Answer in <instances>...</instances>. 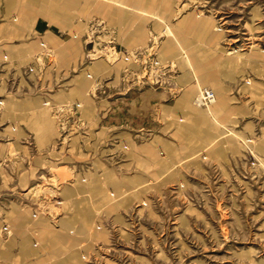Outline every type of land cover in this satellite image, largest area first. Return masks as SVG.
<instances>
[{"label": "rangeland", "instance_id": "1", "mask_svg": "<svg viewBox=\"0 0 264 264\" xmlns=\"http://www.w3.org/2000/svg\"><path fill=\"white\" fill-rule=\"evenodd\" d=\"M92 2L101 0H85ZM168 6L128 7L147 32L143 44L129 48L116 26L89 8L84 31L61 32L81 39L85 55L69 69L46 41L19 65L0 56V264H65L63 258H72L70 264H264V0H169ZM186 16L203 21L213 52L231 61L220 86L238 109L202 149L180 158L160 149L169 166L155 160L149 169L163 172L138 179L130 143L106 122L111 101L121 88L181 90L168 77L175 65L163 62L161 43ZM99 59L109 72L86 70ZM196 85L217 96L212 78ZM74 86L82 88L80 96L53 98ZM26 98L38 104L29 102L25 118L7 110L9 100ZM208 104L199 109L206 112ZM40 112L46 129L41 121L34 125ZM39 129L48 133L43 140ZM142 132L134 138L146 141L154 133ZM73 182L85 192L67 193Z\"/></svg>", "mask_w": 264, "mask_h": 264}, {"label": "crops", "instance_id": "2", "mask_svg": "<svg viewBox=\"0 0 264 264\" xmlns=\"http://www.w3.org/2000/svg\"><path fill=\"white\" fill-rule=\"evenodd\" d=\"M64 2L66 1L56 0V5L52 8L53 11L48 13L38 7L40 0H0V56L8 55L12 63L19 65L29 60L31 55L39 49L41 41H46L57 50L59 63L63 68L73 67L75 63L85 58L81 47V39H78L75 34H73V37H69V35H62L61 32L84 31V15L89 8L93 13H101L100 15H104L116 26L121 35V42L125 47L129 48L143 44L147 38L145 21L142 20L143 22L141 21L137 25V14L134 15L132 11L115 10V16L112 19L107 17L95 4H85V0H72L70 4L62 5ZM164 11V9H161L158 13L161 16L163 14L164 17ZM79 14L82 16H79ZM203 24L205 23L201 20L197 21L191 16H186L173 25L174 32L176 31L179 37L183 38L181 45L185 49V53L191 52L197 55L199 52L195 60H191V65L186 55H183L182 52L177 53L180 50L173 43L172 38H165L161 43L163 62L175 65L174 70L169 69L168 77L176 78L181 87L176 95L175 87L172 86L163 87L162 89L144 87L137 90L121 88L111 101L112 112L106 122L119 129L118 133L114 134L117 139L121 142L130 143L131 150L128 156L131 161L129 164L135 165L137 163L136 176L138 179H142V175L146 173L163 172L161 169L156 171L149 169L154 166L155 160L162 167L169 166V161L161 158L158 154L160 149L166 151L169 157L179 158L180 156H191L202 149L204 145L214 140L218 133L223 132L222 125L230 121L233 113L238 109L237 106L228 102L220 86L219 78L230 71L231 61L213 52V38L208 32L206 24L204 26ZM139 25H143L145 31H143L142 37L137 39L136 34ZM200 25H202V28L204 27L203 30L200 29ZM198 38H202L203 42H195ZM194 62L200 63L202 67L198 68ZM123 65L122 59L114 63L112 70L115 75L120 73ZM109 67L104 59H99L88 64L86 70L109 72ZM208 73L212 75V79L216 84L215 88L225 98V106L222 107L221 113H207L199 108L193 109L190 105L193 103L192 89L197 86L196 84L201 80L200 78ZM82 77L83 75L80 74L79 79ZM187 92H191L190 96L187 95ZM81 93L82 89L74 86L67 91L55 92L52 96L56 100H65L78 97V94ZM32 100L33 104H38L37 98L9 100L7 110H15L17 117L25 118V112ZM89 108L90 105L87 103L85 106L87 113L90 112ZM204 119L207 122L214 120L213 122L217 123L218 128L214 127L213 129L209 125L201 124ZM29 124L31 125L30 120ZM142 131L156 132L152 133V136L146 141L134 138V135H141L139 132ZM171 133L175 134L176 138L171 139ZM189 136L196 139V141L193 142L188 139ZM163 150H161L162 153ZM74 184L75 182L68 184L67 193L85 192V185L76 183L75 186ZM17 185H19V182ZM82 196H85V194Z\"/></svg>", "mask_w": 264, "mask_h": 264}, {"label": "bare ground", "instance_id": "3", "mask_svg": "<svg viewBox=\"0 0 264 264\" xmlns=\"http://www.w3.org/2000/svg\"><path fill=\"white\" fill-rule=\"evenodd\" d=\"M24 1V0H23ZM35 1V0H34ZM37 1H39V0H37ZM66 2H64L62 5H68V3L70 4V2H72V0H65ZM117 2V1H116ZM122 2V4H124V6L123 5H117V4H114V3H111V2H108V1H106V0H101V3L100 2H97V4L96 3H94L96 6H97V8H99L100 10H102V12L103 13H105V15L107 16V17H109V18H114V14H115V10H117V11H119L120 9H121V11H125V10H129V6H131V8H133V9H136V10H138V11H148L147 9H150V8H152V7H154V6H157V4H160V8H166L167 6H168V4H169V0H161V1H157V0H121L120 1V3ZM77 3V2H76ZM87 3V2H86ZM93 3V2H92ZM54 5H56L55 4V0H40V5L38 6V7H40L41 8V10L42 11H45V12H48V13H50V12H52L53 11V6ZM169 7V6H168ZM167 7V8H168ZM130 11V10H129ZM128 12V11H127ZM101 14V13H100ZM135 14H139V12H134V15ZM124 16V15H123ZM125 17V16H124ZM141 18V17H140ZM126 20V19H125ZM129 20H130V18H129ZM135 21V20H134ZM129 23V22H128ZM122 24V23H121ZM134 24V23H133ZM205 24H203V26H204ZM120 26V25H119ZM181 27V26H180ZM191 28V27H190ZM202 28V26L200 25V29ZM204 28V27H203ZM203 28L201 29V30H203ZM192 30H193V28H192ZM191 30V31H192ZM143 31H145L144 30V28H143V25H139L138 26V28H137V34H136V38L137 39H139V38H141L142 37V34H143ZM171 40L173 41V43L176 45V46H178V48H179V50L180 51H178L177 53H179V52H183V48H182V45H181V42L183 41V38L182 37H179L178 36V33H176V31L174 32V30L173 29H171ZM181 31H183L182 29H181ZM185 31V30H184ZM195 31V30H194ZM182 34V33H181ZM189 38V37H188ZM182 40V41H181ZM180 45H181V49H180ZM197 51V50H196ZM185 55H186V57L188 58L187 60H188V62L190 63V65H191V62L193 61V60H195V58H196V56H198L199 55V52L197 53V55L195 54L194 55V53H191V52H186V53H184ZM185 60V59H184ZM192 60V61H191ZM187 62V63H188ZM195 63V62H194ZM193 64V63H192ZM196 64V66H198V68H201L202 66H200V63H195ZM194 65V64H193ZM192 65V66H193ZM195 68V67H194ZM211 78H212V75L210 74V73H208V74H205V76H202L200 79L201 80H199V82L198 83H200V84H202V83H207V82H209V81H211ZM83 81V80H82ZM82 81H81V83H82ZM199 85V84H198ZM198 85L197 86H195L193 89H192V91H193V93H192V95H193V99H192V102L194 101V103H191L190 105H191V107L193 108V109H198L199 108V104L196 102V100H195V97L197 96V94H198ZM214 86H216V85H214ZM79 89H82L80 86H79ZM216 92H217V96L214 98V100L210 103V104H208V111H207V109H206V112L207 113H212V114H217V113H219L220 111H222V107H224L225 106V98L223 97V96H221V93H219V91L216 89ZM189 94H191V92L190 93H188L187 92V95H189ZM77 95V94H76ZM80 94H78V96H79ZM190 96V95H189ZM40 109V108H39ZM174 110V109H173ZM200 111V110H199ZM221 113V112H220ZM43 113L42 112H40L39 114H37L36 116H34L36 119H35V121H34V125H36V123L38 124L40 121H41V123L43 124L41 127L42 128H44V129H46V127H47V125H46V123L45 122H48L43 116L44 115H42ZM181 121V120H180ZM214 121V120H213ZM211 122V121H206L205 119L202 121V123L201 124H205V125H209L211 128H213L214 129V127H216V128H218L217 127V123L216 122ZM182 122H184V121H182ZM187 123V122H186ZM45 125V126H44ZM184 125V124H183ZM215 128V129H216ZM39 130H41V129H39ZM49 130V129H48ZM181 131V130H180ZM40 132V138L43 140V139H45V137L48 135V133L46 132V130H41V131H39ZM187 132V131H186ZM50 133V132H49ZM185 133V132H184ZM188 134H189V132H188ZM184 137V136H183ZM188 139H190V140H192L193 142L194 141H196V139H192L190 136L188 137ZM189 140V141H190ZM89 188H91V187H89ZM80 233V232H79ZM78 233V234H79ZM83 234V233H82ZM81 235V234H80ZM57 238L59 239L60 237L59 236H57ZM73 258L75 257V256H72ZM69 259V258H68ZM67 258H63V262L65 263V264H70V263H73L74 261L72 260V258H70V260H68ZM75 259V258H74ZM78 259V258H77ZM77 259H75V261L76 262H78L79 260H77ZM63 264V263H62Z\"/></svg>", "mask_w": 264, "mask_h": 264}, {"label": "built area", "instance_id": "4", "mask_svg": "<svg viewBox=\"0 0 264 264\" xmlns=\"http://www.w3.org/2000/svg\"><path fill=\"white\" fill-rule=\"evenodd\" d=\"M214 98H215L214 93L211 90L203 89L198 92L196 97V102L199 104L200 103L210 104L214 100Z\"/></svg>", "mask_w": 264, "mask_h": 264}]
</instances>
